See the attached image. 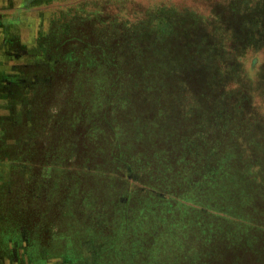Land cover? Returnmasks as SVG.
Returning a JSON list of instances; mask_svg holds the SVG:
<instances>
[{
	"label": "rangeland",
	"instance_id": "obj_1",
	"mask_svg": "<svg viewBox=\"0 0 264 264\" xmlns=\"http://www.w3.org/2000/svg\"><path fill=\"white\" fill-rule=\"evenodd\" d=\"M29 3L0 104L53 171L8 184L0 264H264V0Z\"/></svg>",
	"mask_w": 264,
	"mask_h": 264
},
{
	"label": "crops",
	"instance_id": "obj_2",
	"mask_svg": "<svg viewBox=\"0 0 264 264\" xmlns=\"http://www.w3.org/2000/svg\"><path fill=\"white\" fill-rule=\"evenodd\" d=\"M29 2L30 0H0V59L1 55L3 56V53L10 48L15 40L22 38L25 35H29L33 33L34 30L36 31V29H38L36 24H31L30 14L35 13V5H33L34 3L30 5ZM13 15H15V19H13ZM11 91L12 90L7 91V93L10 92V94H7L9 97L13 96V91ZM17 117L18 115L17 111H15L13 100H9L7 96L4 105L0 104V204H16L9 200L11 196L10 191L8 192V184L14 183L15 173H22V178H19L15 182H22L29 186V188H35V191H37L38 194H41L44 198L45 188L40 187L36 182L40 180L38 177L41 178V172H47L48 174V168H50V170L53 169L45 163L42 165L38 164L37 160H44L43 156L39 155V158H36L35 154L31 155V153H25L23 142H17L7 137L8 135L6 131L8 129L14 130L24 128ZM21 121L23 122L24 120ZM2 129H4V132L1 131ZM40 165L42 170H37L40 168ZM50 174L49 171V176ZM51 179L53 180L52 176L48 178V180ZM119 193L120 190H118V194ZM22 204H47V202L46 200L40 202V200L37 199V201H23ZM49 204L55 203L53 202ZM84 204L85 202L83 201L80 202V204H73L70 211L93 209V207L90 206L93 204H89L87 207L81 206ZM37 209L40 211L39 208ZM44 209L45 208H42L41 210ZM56 217H60L61 219L62 216L60 214ZM79 232H81L80 229L77 230L76 236ZM72 233H60L58 237L53 239V242L57 246V249H55L58 253L56 257L57 259L73 257V243L75 241V236ZM39 242L43 243L44 239L39 238ZM41 250L46 253L45 245H42ZM39 264H46V261L41 259Z\"/></svg>",
	"mask_w": 264,
	"mask_h": 264
}]
</instances>
